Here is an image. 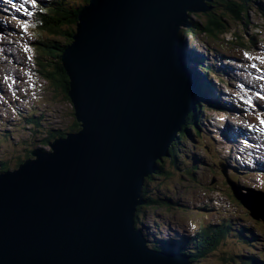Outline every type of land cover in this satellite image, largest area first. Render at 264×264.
<instances>
[{
	"label": "water",
	"instance_id": "water-1",
	"mask_svg": "<svg viewBox=\"0 0 264 264\" xmlns=\"http://www.w3.org/2000/svg\"><path fill=\"white\" fill-rule=\"evenodd\" d=\"M213 1L90 0L78 11L61 64L81 129L0 172V264H188L151 249L136 212L144 178L195 110L178 43Z\"/></svg>",
	"mask_w": 264,
	"mask_h": 264
},
{
	"label": "rangeland",
	"instance_id": "rangeland-1",
	"mask_svg": "<svg viewBox=\"0 0 264 264\" xmlns=\"http://www.w3.org/2000/svg\"><path fill=\"white\" fill-rule=\"evenodd\" d=\"M71 3H74V6H79L83 3L82 0H69ZM262 1L264 4V0H257ZM8 2V1H7ZM7 5L12 6L9 0V3ZM194 19H200L202 21H205L207 17L204 14H194ZM229 21V31L227 34H220L217 39L209 38L203 34L200 35V37L208 38L210 41H213L214 45H223L225 48H236L235 47V35L236 34H242L243 40L247 45L251 44L252 39H257V34H259L260 38H264V9L260 10L259 8L254 9L252 8L250 11V19L249 24L246 26L236 17L230 18L228 17ZM0 28H4V21L0 18ZM31 29H33L35 32H37V24L32 26ZM6 33H0V39H2L5 36ZM47 34V33H45ZM39 36H44V33L39 32ZM242 37V36H241ZM58 40H62L60 37H57ZM230 41H227L229 40ZM9 41V40H8ZM249 42V43H248ZM192 44V43H191ZM197 48H200L202 50H205L204 46L199 44L197 42ZM206 55V54H205ZM36 62H39L38 58L35 59ZM241 64L237 62V65H235V70H237V73H240V67ZM0 69H3L4 73L2 74L3 77L0 78H7L11 77L15 74L17 71L16 68L12 67H4L1 66ZM34 65H26L25 67H22L21 71L24 73L20 78H35L42 76H36L33 73ZM19 78H12V80L17 81ZM9 84V83H8ZM6 85V81L3 79L0 80V87H4ZM216 86H218V83H215ZM16 87V86H15ZM218 88V87H217ZM207 89V88H206ZM219 91H222L223 89L218 88ZM225 91V90H224ZM0 95V118H2L4 121L0 123V155H2L8 162H13L18 157H26L27 154H30V150H33L38 147H44L46 150L52 148L49 144H44L43 141L45 138L52 136V133H54L57 130H60V127L57 123L51 122V117L49 115L50 106L48 103V99L54 101L52 103L54 110H60L62 114L65 115V117L68 119L70 123H72L74 118L73 114V107L72 102H69L67 99H65V95L62 91L50 88L49 94L47 97V91L44 93L43 98L38 104H35V108L38 109V112L35 115V118H39L41 120V125L39 128L32 124H27V121L21 116V114L12 116V113L6 103L4 102L3 97ZM255 99H258L257 96L254 97ZM235 100V99H234ZM197 108L202 109L203 102L200 100H197L196 102ZM225 109V108H224ZM203 111L209 112L205 107L202 109ZM59 111V112H60ZM258 110L255 109V113H257ZM25 113H28L25 111ZM64 118V119H66ZM261 114H257L250 118L249 125H255V124H261L260 123ZM60 120V115L54 119V121ZM211 124L213 126L221 125L222 120H218V116L214 115V117L211 118ZM185 125V124H184ZM202 127L201 130L209 136L213 141H215L218 144H221L219 139L221 136L217 134L214 131H210L204 124L201 123ZM247 135L249 133L247 132ZM179 136V133H178ZM55 137V136H53ZM196 139V138H195ZM245 141V144H247V149L249 151L252 149L253 143L247 142L245 138H243ZM251 139H253L251 137ZM191 139L184 140L185 146L183 149H181V152L179 153L177 158V164H172L170 158H167L169 155L163 156V158L160 160V167L163 170L157 171L153 176L152 179H147L146 181V191L148 197H154L161 203L166 204L167 206H170V210H167L166 206L161 205L160 208L167 211L166 213H159L156 214L154 210L152 209V206H145L142 208L140 213H137V216L139 217L138 220H143L147 217L151 216H160L159 219L153 220L152 218L146 219V221L143 222L144 228L146 231L149 232V240L155 241L154 236L156 235L159 240H164L162 236H159L158 233V227H167L169 224V221H184L185 219H191L196 224H199V222H203V217H192L193 213H201V212H207V210L203 209H194L191 210L187 208H181L178 206L177 202L173 199L172 196V187L170 186L171 180L174 178L166 177L163 175V171H174L178 176H181L186 180V183L191 186L190 192H197L201 191L204 196L211 200L214 198L213 191L217 193V198L219 199L220 204H216V213L214 214V218L212 220V225L214 227L215 234L220 230L219 225L223 226H229L230 232L229 233H220L218 236H216L212 241L209 242V246L217 247L214 250L219 251L220 255H216L215 251L212 255V250H209L205 257L201 259L200 264H240V260L245 256H249V254H252V256L255 259L263 260L264 259V222L262 220H257V225L255 228L249 227L243 220L242 216H238L235 213V210L244 208L242 206L243 203L240 201H237V199L231 194L230 186L226 182V175L222 172V166L221 164L229 165V162L222 158L221 156L217 155L212 148L209 146L203 147H197L193 142H191ZM55 142V141H54ZM53 142V143H54ZM203 152L200 154V152ZM169 154L171 155V152L169 150ZM207 160L209 163L204 164L203 162ZM205 161V162H207ZM250 162V158L243 159L242 162H237L233 166H229V170H227V175L230 178H237V173H246L250 168L252 170H256L257 166H249L247 168L241 169L245 167ZM202 166L206 167L207 172H204L202 169ZM195 168V170H193ZM264 171V169H262ZM238 177V179L235 180L240 187L243 188H250L253 189L255 192H257L256 196H247L244 199V203H246L249 207L255 208L257 210V214L264 216V209L259 208L257 205L258 203H264V197L260 194L259 190H264V175H261L259 178L257 177H249L250 180H248L244 177ZM220 183V184H219ZM231 183V182H230ZM229 183V184H230ZM159 186V187H157ZM177 189L180 194H182L183 189L182 186H177ZM247 191V189H244ZM167 200H170L167 201ZM181 206L187 207L188 205L184 202V200L181 198ZM196 207V206H195ZM210 211H213L212 208L209 209ZM238 211V210H237ZM161 214V215H160ZM161 217H165L170 219L162 220ZM231 220V221H230ZM229 223V224H228ZM239 227H245L248 229L247 231L250 232V236L252 239V249L255 251H252V253L247 251L245 244L248 243V241L245 240L243 233H239V236L241 237L239 240L237 238V232L239 230ZM156 231V232H155ZM175 234H172L173 237L176 238H182L186 236L178 227H175ZM214 234V235H215ZM223 235L222 239V246H219V243L221 240H217L220 236ZM179 236V237H178ZM188 238H193L198 236H186ZM250 244V242L248 243ZM263 254H262V253ZM230 256V257H229ZM223 258V259H222ZM257 263L260 262L257 260ZM198 264V262H197Z\"/></svg>",
	"mask_w": 264,
	"mask_h": 264
},
{
	"label": "trees",
	"instance_id": "trees-1",
	"mask_svg": "<svg viewBox=\"0 0 264 264\" xmlns=\"http://www.w3.org/2000/svg\"><path fill=\"white\" fill-rule=\"evenodd\" d=\"M84 4H86L89 0H82ZM83 4V5H84ZM213 10L207 14H204L207 19L205 21H202L200 19H194L193 20V27L187 28L186 31L192 32L194 34H206L207 37L217 39V37L220 34H227L229 31V19L236 17L243 24L246 26L249 24L250 19V11L252 7L258 6L260 10H263L264 4L262 1L257 0H214L212 3ZM79 7H73L69 0H50L49 2H44V6L40 7L39 14L35 15L38 16V26L42 30V33H44L45 37L37 35L34 41V46H36V51L38 53V72L39 74L44 77V79L48 83V89L46 90L49 93L50 88H54L57 90H60L64 93L65 99H67L69 102V80L68 76L61 64V55L63 53L64 48L72 41V36L75 33V23L77 19V10ZM43 15V16H41ZM47 33V34H45ZM242 36V37H241ZM57 37H60L62 40H58ZM235 45L239 46H246L247 43L243 40L242 34H236L235 37ZM64 42V43H63ZM253 42V45L257 44V40L254 41V39L251 40V43ZM67 43V44H65ZM249 43V42H248ZM65 46V47H64ZM186 59L185 60H192L199 63V66L204 70V77H206L208 80V74L210 73V65H202V62L200 60H194L191 59L189 55H183ZM209 61V60H208ZM208 66V67H206ZM197 74V72H196ZM199 74V72H198ZM200 76V75H199ZM198 77V76H197ZM203 77V78H204ZM203 78L198 77L197 82L199 85H201ZM205 84V82L203 83ZM202 84V85H203ZM200 95V93H199ZM204 102V101H202ZM201 110L198 109L195 113H190L186 119L185 125L182 127V130L179 132V139H175L171 146H170V152L171 157L170 160L172 164H177V158L179 153L181 152V149L185 146L184 140L190 139V132L194 131L195 133L201 132L203 124V118ZM35 112L32 111L31 115L28 117L27 121L28 123L39 126L40 125V119L35 118ZM62 114V112H61ZM74 114V113H73ZM64 118L65 115L62 114ZM75 118V117H74ZM67 119V118H66ZM80 128V125L78 124L76 119H73L72 123H70L67 119V123L65 124V128L62 129L61 134L65 132L66 130H72V131H78ZM52 136H59L58 133L54 132L52 133ZM54 138V137H53ZM192 142V141H191ZM199 144H197V147ZM4 159V160H3ZM0 160V169L6 170L7 168L12 167V165H7L6 159L3 158ZM202 169L205 172V166H202ZM170 178H174L171 180L170 186L172 187V196L173 199L177 202L178 206L181 208V198L186 201L187 198V192L188 189L183 185L182 189L183 192H179L177 188H174L172 186V183L175 182H183V178L181 176H178L176 172L172 173L170 175ZM144 192V197L148 202L146 204H141L139 207H145V206H152V209H158L162 203H160L157 199H154L153 197H148L146 187ZM186 203V202H185ZM167 210H170V206H167ZM188 207V206H187ZM138 210V211H139ZM191 210V209H189ZM167 211L163 210L161 213H166ZM161 215V214H160ZM194 214H192V217ZM204 221V219H203ZM231 221V220H230ZM201 226L199 234L201 237L198 236V238L194 237L191 240L187 241L182 244L179 253L184 254L186 256H189V259L192 264H199L201 262V259L205 257L207 252L210 250L211 246H209V242L211 241V237H216L219 234H213L211 227L209 228L208 225L204 222L199 223ZM244 230H237L235 233H237V238L241 240L239 233H243V236L245 240L252 241L251 234L248 232V229H245V227H239V229ZM159 229V227H158ZM161 229L158 230V233L160 234ZM230 227L228 226L226 229V233H229ZM206 236L203 238V236ZM210 236V237H208ZM155 238V237H154ZM242 241V240H241ZM149 245L157 250L164 251V252H173L176 253L175 245L172 241L165 242L164 240H159V238H155V241H150ZM262 253V252H261ZM263 254V253H262ZM257 260L260 262L259 264H264V259H254L251 256H245L240 260L241 264H258Z\"/></svg>",
	"mask_w": 264,
	"mask_h": 264
},
{
	"label": "bare ground",
	"instance_id": "bare-ground-1",
	"mask_svg": "<svg viewBox=\"0 0 264 264\" xmlns=\"http://www.w3.org/2000/svg\"><path fill=\"white\" fill-rule=\"evenodd\" d=\"M14 1V3H15V5H13V6H11V8H13V10H15V12H16V8H19V10H21L22 11V9H20V3H16V1L15 0H13ZM264 9V8H263ZM198 49V51H200V50H202V49H200V48H197ZM203 51V53H205L206 54V51L205 50H202ZM205 58H206V55H205ZM237 65V64H236ZM188 67V66H187ZM240 67V66H239ZM235 68V67H234ZM189 69V68H188ZM242 69H243V67H240V70L242 71ZM211 94V92H209V95ZM223 108H225V109H228V107L226 106V105H224L223 106ZM246 128V127H245ZM232 136V135H231ZM238 137V136H237ZM174 140H175V137H174ZM173 140V141H174ZM221 138L219 139V141H220V143H221ZM245 140H247V142H251V143H253V139H251V137H249L248 135H247V132L245 133ZM172 141V142H173ZM172 142H171V144H172ZM205 164L207 163V162H204ZM237 186H239V188H240V185L237 183V182H234ZM242 188V187H241ZM248 189H250V188H248ZM250 190H253V189H250ZM257 220H262L263 222H264V216L263 215H260V214H257ZM143 230H144V232L146 233V235H147V237L149 236V232L150 231H146L145 230V228H143ZM156 232V231H155ZM155 238H157L156 237V235H155ZM176 241H178V242H181L180 241V239L179 238H176V237H173ZM182 238H185L187 241H189V240H191L192 238H188V237H186V236H184V237H182ZM194 238V237H193ZM152 249V248H151ZM164 252V251H163ZM167 252V251H166ZM168 253H173V252H168Z\"/></svg>",
	"mask_w": 264,
	"mask_h": 264
},
{
	"label": "snow or ice",
	"instance_id": "snow-or-ice-1",
	"mask_svg": "<svg viewBox=\"0 0 264 264\" xmlns=\"http://www.w3.org/2000/svg\"><path fill=\"white\" fill-rule=\"evenodd\" d=\"M28 3H31L32 5H36L38 3V0H27ZM20 8L23 9L24 8V4L22 3L20 5ZM32 13L29 12L28 15H31ZM21 24L23 27L27 28V25L26 23H24L23 21H21ZM245 56H248L249 59H251L252 57L249 56L248 53H245L244 54ZM256 59L260 60L262 64H264V57H256ZM252 67H256V65H252ZM261 70H264V69H261ZM261 79H264V77H261ZM258 99L260 100H264V94H261V93H256ZM243 99V98H242ZM245 103H248L250 106L252 107H257L255 104H253L251 98L249 97L247 100H245ZM260 123L261 124H264V112L261 113V118H260ZM249 127H252L251 125H249Z\"/></svg>",
	"mask_w": 264,
	"mask_h": 264
},
{
	"label": "clouds",
	"instance_id": "clouds-1",
	"mask_svg": "<svg viewBox=\"0 0 264 264\" xmlns=\"http://www.w3.org/2000/svg\"><path fill=\"white\" fill-rule=\"evenodd\" d=\"M198 77H201V75L198 76ZM198 77H197V78H198ZM32 158H33V157H32ZM34 158H35V157H34ZM0 171H2V170H0ZM143 188H144V187H143ZM143 188H142V197H143L144 200H146L145 197H144V192H143V190L145 191V188H144V189H143ZM142 204L144 205L145 203H142ZM140 205H141V204H139L138 207H140ZM138 227H140V228L143 230V222H140L139 225H138ZM157 227H159V225H157ZM167 227H168V226H167ZM167 227L165 226V227H162V228H159V229H161V230H166ZM172 230L174 231V228H173ZM172 230H171V231H172ZM143 231H144V230H143ZM174 232H175V231H174ZM146 236H147V235H146Z\"/></svg>",
	"mask_w": 264,
	"mask_h": 264
}]
</instances>
